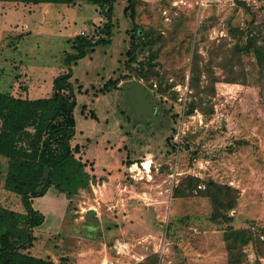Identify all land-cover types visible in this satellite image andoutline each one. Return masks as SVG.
Returning <instances> with one entry per match:
<instances>
[{"label":"rangeland","instance_id":"1","mask_svg":"<svg viewBox=\"0 0 264 264\" xmlns=\"http://www.w3.org/2000/svg\"><path fill=\"white\" fill-rule=\"evenodd\" d=\"M128 4L112 0L109 41L70 61V146L88 184L31 199L44 218L24 251L56 264H254L251 242L240 261L230 259L229 246L231 231L264 227V0H137L135 22L142 35L153 34L146 47L155 50L161 85L155 74L139 76L149 50L128 58ZM107 19L90 0H0V92L49 95L77 51L75 36L105 38ZM196 57L202 87L212 83L209 70L215 76L214 90L200 94L212 111L185 114ZM231 70L234 81L226 79ZM6 165L0 157V205L25 212L20 194L2 185ZM187 176L228 185L236 204L214 208L208 196L181 185ZM88 210L97 223L85 219Z\"/></svg>","mask_w":264,"mask_h":264},{"label":"trees","instance_id":"2","mask_svg":"<svg viewBox=\"0 0 264 264\" xmlns=\"http://www.w3.org/2000/svg\"><path fill=\"white\" fill-rule=\"evenodd\" d=\"M20 1L35 4L72 2V0ZM90 1L99 3L107 15V21L100 27L105 38L92 40L82 35L75 36L73 45L77 51L67 57V71L53 79L51 93L43 97L29 98L0 92V157L5 158L7 162L1 182L4 188L20 194L25 209V212H18L0 205V264H56L50 259L24 251L34 238L33 228L44 218L39 210L33 208L31 199L45 194L50 188L70 195L76 193L79 187H86L88 184L89 175L84 171L83 164L74 157L70 146L75 125L73 110L76 106L74 87L70 80L72 73L70 61L83 57L97 44L108 42L112 27V0ZM136 3L137 0H129L125 7L126 10H130V16L134 20V31L130 36L131 47L127 51L128 58L136 60L141 50L145 48L149 50L148 57L138 62L141 66L138 69L139 76L149 78L150 74H155L161 85V76L152 68L155 50H152V44L146 47V42L152 40L153 34L146 32V35H142L143 29L135 22ZM238 48L239 44L235 43L232 50ZM255 52L261 63L262 52L257 49ZM230 72L226 79L234 81L236 77L232 70ZM200 77L201 69L196 57L191 68L190 100L187 102L185 114H191L195 108H199L203 113L212 111V108H204V99L200 94L214 90L215 76L212 70H209L206 78L212 83L207 84L205 88L200 84ZM168 87L170 88V85H166L164 91L169 89ZM170 91L176 96V91ZM201 184H204V187H199ZM181 185L190 191L195 189L199 194L208 196L216 209L231 208L236 204L229 186L215 180L187 176ZM218 215L219 213L214 212L212 217ZM230 234L233 236L232 245L229 246L230 259L242 260L245 256L243 246L251 242L258 258L254 264H260L259 257H264V227L258 234H254L249 228L237 229Z\"/></svg>","mask_w":264,"mask_h":264},{"label":"built area","instance_id":"3","mask_svg":"<svg viewBox=\"0 0 264 264\" xmlns=\"http://www.w3.org/2000/svg\"><path fill=\"white\" fill-rule=\"evenodd\" d=\"M125 245L126 244H121V242H117V244H115L114 247H115L117 252L122 251L125 253L126 249H127V247H125ZM105 260H107V259H105ZM111 260H113V259H109L107 262H103L102 264H113V262Z\"/></svg>","mask_w":264,"mask_h":264},{"label":"water","instance_id":"4","mask_svg":"<svg viewBox=\"0 0 264 264\" xmlns=\"http://www.w3.org/2000/svg\"><path fill=\"white\" fill-rule=\"evenodd\" d=\"M93 213L92 210H88L85 214V219L95 224L98 222V218Z\"/></svg>","mask_w":264,"mask_h":264},{"label":"bare ground","instance_id":"5","mask_svg":"<svg viewBox=\"0 0 264 264\" xmlns=\"http://www.w3.org/2000/svg\"><path fill=\"white\" fill-rule=\"evenodd\" d=\"M145 168H149V165H150V161L149 160H145L142 164Z\"/></svg>","mask_w":264,"mask_h":264}]
</instances>
